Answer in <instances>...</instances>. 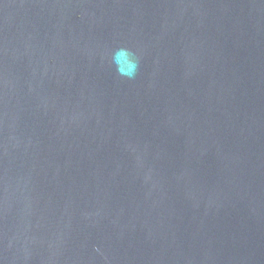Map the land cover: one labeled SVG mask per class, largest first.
I'll list each match as a JSON object with an SVG mask.
<instances>
[{"label": "water", "instance_id": "water-1", "mask_svg": "<svg viewBox=\"0 0 264 264\" xmlns=\"http://www.w3.org/2000/svg\"><path fill=\"white\" fill-rule=\"evenodd\" d=\"M0 264H264V0H0Z\"/></svg>", "mask_w": 264, "mask_h": 264}, {"label": "clouds", "instance_id": "clouds-1", "mask_svg": "<svg viewBox=\"0 0 264 264\" xmlns=\"http://www.w3.org/2000/svg\"><path fill=\"white\" fill-rule=\"evenodd\" d=\"M125 56L127 57V65L121 66L118 57ZM112 63L116 67L117 74L121 77H124L129 80L136 78L137 73L140 68V58L128 48H119L112 55Z\"/></svg>", "mask_w": 264, "mask_h": 264}]
</instances>
